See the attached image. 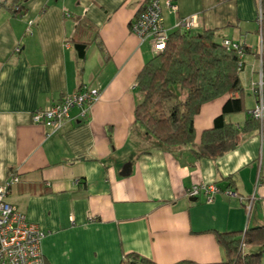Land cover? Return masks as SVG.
<instances>
[{"label":"crops","instance_id":"crops-1","mask_svg":"<svg viewBox=\"0 0 264 264\" xmlns=\"http://www.w3.org/2000/svg\"><path fill=\"white\" fill-rule=\"evenodd\" d=\"M16 1L0 0V181L18 177L6 200L44 232V264H122L129 252L156 264L214 262L224 257L214 230L264 221V118L247 114L264 36L260 0H172L175 10L160 0L167 32L194 14L192 32L211 29L217 41L247 48L244 109L224 115L246 125L234 147L214 158L191 148L225 96L200 106L192 145L160 146L134 121L135 78L154 53L129 29L143 0H21L13 13ZM86 88L99 97L84 115L73 106L57 127L31 121L33 110ZM194 183L219 191L210 201L202 191L191 199Z\"/></svg>","mask_w":264,"mask_h":264},{"label":"trees","instance_id":"trees-1","mask_svg":"<svg viewBox=\"0 0 264 264\" xmlns=\"http://www.w3.org/2000/svg\"><path fill=\"white\" fill-rule=\"evenodd\" d=\"M20 2L18 0L11 4L13 13L22 9ZM262 4L263 0H260V6ZM263 40L262 35V56ZM75 47L78 55L82 56L83 43H77ZM241 49L242 54L247 51L244 46ZM238 62L237 49L217 41L213 30L194 33L182 28L173 29L168 32L164 48L154 52L136 75L135 84L141 98L134 107V121L160 146L192 145L195 137L193 117L200 106L206 101L225 96L212 126L201 132L199 146L191 150L194 156L214 158L231 149L239 131L246 125L237 128L224 118L227 113L244 109ZM177 88L184 91L182 99L177 97ZM233 92H237V95H233ZM249 119L256 120L250 116ZM214 234L222 246L223 259L208 263L184 259L171 264H259L264 251V221L242 230H214ZM246 246H254L257 250L245 251ZM122 264L156 263L136 252H129L123 256Z\"/></svg>","mask_w":264,"mask_h":264},{"label":"built area","instance_id":"built-area-1","mask_svg":"<svg viewBox=\"0 0 264 264\" xmlns=\"http://www.w3.org/2000/svg\"><path fill=\"white\" fill-rule=\"evenodd\" d=\"M164 5L171 10L177 8L172 0H164ZM196 24L194 14L180 18L174 28L190 30ZM130 31L140 40L149 39L153 52L164 48L168 32L164 29L160 0H143L139 9L129 22ZM223 44L237 49L239 53L238 69L242 68L241 45L230 40H223ZM261 38L257 47L259 57L255 79L248 82L249 89L255 95V102L247 110L248 116L261 121L264 118V56L261 54ZM237 95V92H233ZM99 97V90L86 88L65 93L57 101L51 102L42 108L33 110L31 121L36 124L57 127L68 116L73 106L80 108V115H84L92 103ZM18 181L16 175L0 181V264H44L41 252V239L44 232L32 222L17 207L6 200L11 185ZM202 191L205 199L210 201L213 194L219 191L214 184L194 183L187 190L186 195L195 197ZM224 193H231L225 189ZM242 247L244 243H241Z\"/></svg>","mask_w":264,"mask_h":264},{"label":"rangeland","instance_id":"rangeland-1","mask_svg":"<svg viewBox=\"0 0 264 264\" xmlns=\"http://www.w3.org/2000/svg\"><path fill=\"white\" fill-rule=\"evenodd\" d=\"M262 14H263V16H264V0H263V4H262ZM261 14V13H260ZM263 46H264V40H263ZM241 83H242V86H244V84H245V81H244V78H241ZM176 93H177V97L179 98V99H182L183 97H184V91H182V90H179L178 88L176 89ZM248 105H250L249 104V102L248 101H246V99H245V106L247 107ZM257 249H256V247H248V246H246V248H245V251H256ZM259 264H264V251L262 252V254H261V257H260V262H259Z\"/></svg>","mask_w":264,"mask_h":264},{"label":"water","instance_id":"water-1","mask_svg":"<svg viewBox=\"0 0 264 264\" xmlns=\"http://www.w3.org/2000/svg\"><path fill=\"white\" fill-rule=\"evenodd\" d=\"M191 199H194L193 197Z\"/></svg>","mask_w":264,"mask_h":264}]
</instances>
